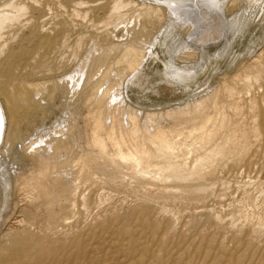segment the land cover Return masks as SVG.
<instances>
[{"label": "bare ground", "instance_id": "1", "mask_svg": "<svg viewBox=\"0 0 264 264\" xmlns=\"http://www.w3.org/2000/svg\"><path fill=\"white\" fill-rule=\"evenodd\" d=\"M255 1L0 0V186L9 180L2 173L6 164L15 182L10 215L0 223V264H100L83 263L81 255L68 251L99 237L116 241L127 264H158V245L165 244L158 233L172 234L174 226L171 215L158 207V198L188 196L198 202L225 159L233 165L257 164L264 149V37L229 80L165 110L171 125L160 113L140 119L121 94L124 76L136 70L147 49L101 45L116 37L118 27L131 31L130 38L149 39L145 27L168 18L176 20L173 25L191 48L204 49L225 34V13ZM124 32L123 39L129 35ZM89 42L93 50L87 48L91 52L79 59V64L87 63L77 67L79 74L84 68V77L75 85L74 69L75 76L71 72L67 78L60 71ZM185 53V58L195 56V50ZM83 92L87 113L78 116L81 124L67 119L69 113L66 122L45 135L48 141L23 136V121L33 120L37 112L44 119L57 93L66 95L69 104L70 93L80 97ZM20 148L26 159L22 169L13 162ZM158 184L163 185L159 191ZM262 188L253 200L261 215L229 224L239 228L245 242L257 239L256 248H264ZM204 213L216 227L223 225L219 216ZM83 220L88 226H81ZM132 220H137L134 228ZM11 230L17 238H7ZM16 239L21 248L12 250L9 243Z\"/></svg>", "mask_w": 264, "mask_h": 264}, {"label": "rangeland", "instance_id": "2", "mask_svg": "<svg viewBox=\"0 0 264 264\" xmlns=\"http://www.w3.org/2000/svg\"><path fill=\"white\" fill-rule=\"evenodd\" d=\"M228 4L229 1L225 5L227 6ZM225 16L228 21L226 23L225 34L218 39L208 42V44L204 45V49H201V47L198 49L191 48L192 46L186 41L187 37L181 34L180 28L173 25L176 20L174 22L172 20L168 21V18H165L160 24L158 23V25H154L153 27H145L146 31L150 32L149 39L130 38V35H132L131 31H126L129 35L123 39L121 35L124 30L118 27L114 30L116 37H112L111 40L108 39L101 43V45L109 48H112L113 45L121 48L135 44L140 45L141 48H144L143 50L147 49L144 51L140 64L136 68L137 71L134 70L126 74L123 82H121V94L124 103L138 110L140 112V119L143 120L148 114H152V116L155 114L157 118L161 115V120L169 122L171 125L169 117L165 115V110L175 106H183L188 102L190 103L193 98L202 95L205 91H209L216 84L221 83L224 78L229 80L234 71L240 70L241 65L247 61L262 43L260 40L264 37V0H257L252 3L243 2L230 13H225ZM126 33L124 32V34ZM84 44H82L79 54L73 56L74 59L70 55L69 64H66L67 66L63 67L60 71V75H65V78L72 74L75 76L76 74L75 79L77 81L74 82L75 85L79 84V81L81 83L84 77V68L80 74L78 70L81 69L80 67H85L87 63L85 62L83 65L79 64V59L85 58L86 54L88 55L93 50L92 46L88 47V45H92L91 42L85 44L87 46H84ZM110 45L112 46L110 47ZM90 47L91 51H87L88 49L90 50ZM188 49L195 50V56L188 57L191 59L185 58L187 57L185 52L189 51ZM184 55L185 57H183ZM73 60L74 62L70 64ZM73 69L74 72L76 71L75 74ZM71 72L73 73L71 74ZM67 74L69 75L67 76ZM101 90L99 89V92ZM70 94L68 95V99L73 101L71 103L68 100V104L65 103L67 100L66 95H59L57 93L54 103L53 101L51 103L53 104V109L45 115L44 119H41L40 112H37V116L33 120H24L21 127L23 136L29 137L34 134L36 137L35 141L44 138L43 141L46 142L49 137L47 138L45 135L48 136V132L50 133L52 129L66 122L67 120L65 119L69 117V113L75 116V118L71 115L67 119H75L77 123L81 124L82 120L80 121V119L87 113V107L85 108L86 105L82 103V98L87 93H81L80 97ZM71 96L75 98L73 99ZM65 106L70 107V112L68 111L69 107ZM73 109L75 110L73 111ZM75 112L77 115H75ZM145 113H147L146 116ZM22 149H19L18 154L20 153V156L17 154L16 161L13 160L14 167L16 166L19 169H22L26 163ZM262 152L261 156H259L261 161L259 159L257 164L251 165V167L242 162L238 165H233L231 162L228 163L229 159H225L224 165L222 164L220 170L218 169L212 178V183L207 181L204 185L206 190H208L204 193L203 198L199 200L200 202L203 201L201 203L188 196L184 200H182L183 198H177L166 201L164 197L158 198V207L165 209L167 215H171V226L174 225L172 226V234L158 233L161 238L165 237L163 238L165 244L163 243L161 247L158 245V264H264V248H256L259 241L254 238L251 244L247 243L241 239L242 233L238 227L235 229L229 227L230 223H238L246 215L255 220V216L260 214L257 207L253 204V200L263 189L262 186H264V149ZM6 165H3L6 172L2 171V173L9 180L7 179L8 181L0 186V223L6 215H10V208L12 207V202L15 200L13 198L14 177L9 173V166ZM0 180L3 182L2 179ZM83 186L85 187V185H82V190L88 191ZM161 188H163V185L158 184V191ZM226 188H228L227 191H225ZM179 189H182V187ZM185 192L187 193V191ZM121 194L119 193V195ZM125 194L128 198H131V192H126ZM6 201H8V205L6 206L7 208H4ZM127 209L124 211H127ZM204 210L209 211L212 217L219 216L223 221V225L216 227L211 223V218L205 215ZM86 223L83 220L81 226H88ZM136 223L137 220H132L129 226H133L134 228ZM13 231L11 230V233L8 232L7 238H17V234ZM34 231H36V228ZM9 244L12 250L16 247L21 248L19 245L20 239H16L12 244ZM237 246H239L238 249L242 248V250L237 249L236 251L235 248ZM243 246L253 249H250L252 250L250 251ZM68 251L78 256L81 255L82 258H80L83 263L123 264L125 262L127 264L126 257L123 256L122 249L118 243L110 239H104V237L85 239L79 248H68ZM197 251L200 252L196 253ZM175 254L176 256H174ZM247 256L249 258L246 262L245 260L247 259L245 258Z\"/></svg>", "mask_w": 264, "mask_h": 264}, {"label": "water", "instance_id": "3", "mask_svg": "<svg viewBox=\"0 0 264 264\" xmlns=\"http://www.w3.org/2000/svg\"><path fill=\"white\" fill-rule=\"evenodd\" d=\"M4 129H5V126L3 125V130H2V134L1 135H3ZM1 139H2V137H1ZM0 143H1V141H0Z\"/></svg>", "mask_w": 264, "mask_h": 264}]
</instances>
